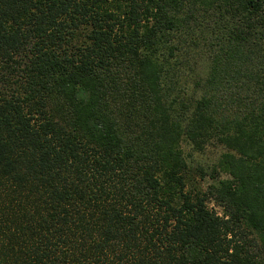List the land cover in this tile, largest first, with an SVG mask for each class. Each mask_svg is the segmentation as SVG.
<instances>
[{
    "label": "trees",
    "instance_id": "trees-1",
    "mask_svg": "<svg viewBox=\"0 0 264 264\" xmlns=\"http://www.w3.org/2000/svg\"><path fill=\"white\" fill-rule=\"evenodd\" d=\"M0 264H264V0H0Z\"/></svg>",
    "mask_w": 264,
    "mask_h": 264
},
{
    "label": "rangeland",
    "instance_id": "rangeland-1",
    "mask_svg": "<svg viewBox=\"0 0 264 264\" xmlns=\"http://www.w3.org/2000/svg\"><path fill=\"white\" fill-rule=\"evenodd\" d=\"M203 159L206 162V164H209L210 163L209 161L213 159V156H210L208 159L207 158H203ZM196 174L197 173L195 172V168H193L190 174L191 179L188 181V185H187L188 188H196V189L201 188L202 190H205L207 186L212 184L210 168L205 169V177L203 179L199 178V176ZM222 177H224V175H222ZM208 206L213 210H215L218 214L221 213V211L218 208L213 207L211 203L208 204Z\"/></svg>",
    "mask_w": 264,
    "mask_h": 264
}]
</instances>
